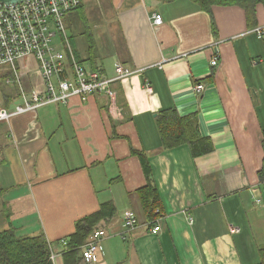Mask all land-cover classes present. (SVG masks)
Masks as SVG:
<instances>
[{
  "label": "crops",
  "instance_id": "1",
  "mask_svg": "<svg viewBox=\"0 0 264 264\" xmlns=\"http://www.w3.org/2000/svg\"><path fill=\"white\" fill-rule=\"evenodd\" d=\"M233 7L241 10L240 23H217L218 12ZM154 13L162 16L159 25ZM256 18L248 27L240 6L209 14L190 0H81L63 17L77 60L107 77L115 76V64L134 72L113 82V101L74 96L0 122V229L43 233L60 252L76 221L108 203L111 210L93 224L107 234L90 264L258 262L264 199L252 198L264 196V35L254 30L264 26L261 5ZM16 66L26 93L43 89L33 56ZM20 100L12 69L1 66L0 104L12 109ZM168 108L194 115L211 149L193 156L186 143L163 146L156 116ZM145 161L160 198L157 234L137 193L147 181ZM124 210L134 211L138 224L122 238ZM59 262L84 264L80 250L61 253Z\"/></svg>",
  "mask_w": 264,
  "mask_h": 264
},
{
  "label": "built area",
  "instance_id": "2",
  "mask_svg": "<svg viewBox=\"0 0 264 264\" xmlns=\"http://www.w3.org/2000/svg\"><path fill=\"white\" fill-rule=\"evenodd\" d=\"M81 0H24L15 4H0V66L12 69L14 81L20 82V73L17 63L29 56L37 61V72L43 82V89H33L30 93L19 90L21 100L12 108L0 104V122L8 121L11 117L37 111L40 107L50 104H67L77 96L86 101L92 94H103L109 100L115 99L112 87L114 81L131 75L134 71L115 64V76L107 77L98 69L85 68L76 58L65 36L63 17L70 11L77 9ZM162 16L154 13L152 23L159 25ZM258 37L264 35V26L256 27ZM57 36H63L66 49L59 50L54 43ZM218 62L214 56L210 63L215 66ZM8 80V79H7ZM148 93L153 88L148 81L144 83ZM202 84L196 85V90H201ZM253 201L260 203L262 197L253 195ZM189 222L191 218L188 217ZM160 216L148 221L151 234L161 230ZM138 224L134 211L124 210L122 213L121 237L133 231ZM229 231L235 233L238 227L230 226ZM104 229H95L88 240L81 247L82 262L90 264L97 251L101 249V241L106 236ZM62 244L60 252H55L49 244V260L51 264H63L59 257L67 245V238L60 239Z\"/></svg>",
  "mask_w": 264,
  "mask_h": 264
},
{
  "label": "trees",
  "instance_id": "3",
  "mask_svg": "<svg viewBox=\"0 0 264 264\" xmlns=\"http://www.w3.org/2000/svg\"><path fill=\"white\" fill-rule=\"evenodd\" d=\"M172 2L175 0H160ZM200 9L211 14L212 8L217 6H240L245 15L248 27L257 24V7H264V0H190ZM157 128L161 142L165 147H172L186 143L193 156L200 155L211 149L207 138L201 136L196 125L194 115H180L174 108L162 109L156 116ZM264 149V140H263ZM143 167L146 173V184L137 190L143 210L148 221L162 216L160 213V198L154 182L151 180L150 168L145 161ZM259 177L264 180V158L263 165L259 171ZM112 206L106 204L84 218L76 221L74 233L68 235L65 257L73 255L80 250L87 238L93 231V224L105 213V208ZM50 242L43 233L32 236H19L13 227L0 229V264H51L49 260ZM259 260L255 264H264V244L258 247ZM69 260V258H66Z\"/></svg>",
  "mask_w": 264,
  "mask_h": 264
},
{
  "label": "rangeland",
  "instance_id": "4",
  "mask_svg": "<svg viewBox=\"0 0 264 264\" xmlns=\"http://www.w3.org/2000/svg\"><path fill=\"white\" fill-rule=\"evenodd\" d=\"M218 13H222L223 15L220 16V19L217 21V23H220L221 21H223L224 23L227 24V26H236L234 25V22L238 24L240 23L241 10L239 7H233L230 9L224 8L223 10H220V12ZM215 18L217 20V15H215ZM57 39L58 37L55 38L56 41ZM98 60L100 61V58H98ZM263 60H264V39H263ZM103 65L106 66L105 60H103ZM259 79H260V83L263 84V89H264V62H263V69L261 72V77ZM263 101H264V92H263ZM263 119H264V116H263Z\"/></svg>",
  "mask_w": 264,
  "mask_h": 264
},
{
  "label": "water",
  "instance_id": "5",
  "mask_svg": "<svg viewBox=\"0 0 264 264\" xmlns=\"http://www.w3.org/2000/svg\"><path fill=\"white\" fill-rule=\"evenodd\" d=\"M22 1L24 0H0V4H12V3H18Z\"/></svg>",
  "mask_w": 264,
  "mask_h": 264
},
{
  "label": "bare ground",
  "instance_id": "6",
  "mask_svg": "<svg viewBox=\"0 0 264 264\" xmlns=\"http://www.w3.org/2000/svg\"><path fill=\"white\" fill-rule=\"evenodd\" d=\"M23 2V1H22ZM18 3H20V2H18ZM12 4H15V3H12ZM1 67V66H0ZM17 86H18V89L20 90V91H23V87L21 86V84H20V82L18 81V83H17ZM20 96V95H19ZM89 238V237H88ZM83 246V245H82ZM81 246V247H82ZM80 251H81V248H80ZM81 258H82V253H81Z\"/></svg>",
  "mask_w": 264,
  "mask_h": 264
}]
</instances>
